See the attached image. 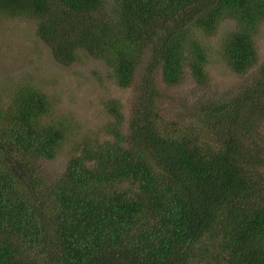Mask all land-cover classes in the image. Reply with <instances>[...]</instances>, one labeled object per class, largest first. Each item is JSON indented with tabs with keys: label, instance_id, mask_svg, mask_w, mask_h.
<instances>
[{
	"label": "trees",
	"instance_id": "trees-1",
	"mask_svg": "<svg viewBox=\"0 0 264 264\" xmlns=\"http://www.w3.org/2000/svg\"><path fill=\"white\" fill-rule=\"evenodd\" d=\"M0 0L26 17L57 62L101 60L121 88L146 59L127 133L121 104L100 138L76 144L46 179L68 133L38 87L14 86L0 104V264H264V64L232 96L169 120L167 86L186 72L207 82L209 35L234 22L221 56L235 74L256 64L264 0ZM1 102V99H0Z\"/></svg>",
	"mask_w": 264,
	"mask_h": 264
},
{
	"label": "rangeland",
	"instance_id": "rangeland-1",
	"mask_svg": "<svg viewBox=\"0 0 264 264\" xmlns=\"http://www.w3.org/2000/svg\"><path fill=\"white\" fill-rule=\"evenodd\" d=\"M113 4V0H106V9ZM233 25L232 20L225 19L213 33L198 34L207 51L208 79L205 84H197L186 72L181 84L167 87L159 73L156 74L160 106L168 107L171 122L188 116L196 103L200 105L221 96H232L244 83L250 82L247 79L260 73L264 64V19L253 36L256 64L243 75L233 73L221 56V42ZM144 64L146 59L139 64L132 85L121 88L101 60L81 53L74 62L61 64L54 60L49 47L36 35L33 19L0 15V104L7 102L6 95L14 86L33 84L50 99L54 119L62 118L68 126L56 157L39 160L36 165L46 179L63 170L81 140L104 135L107 124L113 120L107 101L115 99L121 104L122 129L127 133L136 89L144 78ZM260 124L264 139V123Z\"/></svg>",
	"mask_w": 264,
	"mask_h": 264
}]
</instances>
